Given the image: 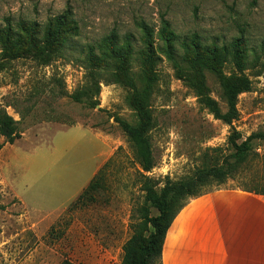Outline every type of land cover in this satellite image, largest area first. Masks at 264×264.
<instances>
[{"label":"rangeland","instance_id":"rangeland-1","mask_svg":"<svg viewBox=\"0 0 264 264\" xmlns=\"http://www.w3.org/2000/svg\"><path fill=\"white\" fill-rule=\"evenodd\" d=\"M60 15L63 33L46 46L44 29ZM163 20L177 34L174 59L160 48ZM19 24L34 30L37 47L4 52L0 39V107L20 133L12 144L0 135V264H120L126 240L145 228L146 188L197 168L229 170L198 195L218 185L264 194V140L245 162L232 156L264 129V0H0V29L19 33ZM112 33L119 51L105 49ZM193 33L202 44L239 38L241 59L194 67L181 47ZM236 76L249 87L229 97L222 85ZM134 97L150 115L149 171L119 125L138 122ZM99 168V186L76 202Z\"/></svg>","mask_w":264,"mask_h":264},{"label":"trees","instance_id":"trees-1","mask_svg":"<svg viewBox=\"0 0 264 264\" xmlns=\"http://www.w3.org/2000/svg\"><path fill=\"white\" fill-rule=\"evenodd\" d=\"M65 15L57 16L55 18L54 27L49 23L43 32V39L46 46H50L53 41L58 38V35L63 33L62 28L65 26ZM20 32H13L10 26L0 29V39L4 44V52L9 51L10 48L15 47L19 51L21 43H27L29 47H37V40L33 36V29L25 30L22 24H19ZM145 35H150L147 27L143 26ZM26 33L27 41L22 39V33ZM159 36L161 38V49L164 51L170 59H174L175 48L174 44L177 40V34L169 28L168 22L163 20V25L159 30ZM15 37V38H14ZM116 35L110 34L103 39L105 49L109 48V52L119 51L120 48H116ZM129 46V41H124ZM241 45L239 38L232 39L229 45H217L214 42L210 44H202L200 38L196 33L188 36L182 41L181 47L184 51L185 60L191 63L194 67L201 68L205 66L210 60H225L230 56L233 61H239L240 55L238 54V48ZM88 56L91 63L95 64L101 58L91 51V47L88 48ZM107 51H102L104 55ZM89 60V59H88ZM3 64H0V67ZM140 67L145 70L147 78L151 73L152 60L150 57H144L140 61ZM223 89L226 95L234 97L237 92L248 89L249 85L246 79H242L238 76L230 77L225 83H223ZM75 101L79 100L78 94L69 95ZM134 107L138 113L139 120L136 124H129L124 121H119V125L123 129L128 141L133 146L137 160L144 171H149L153 167V160L151 154V144L147 135V130L150 125V115L145 107L144 102L140 97H134ZM0 135L3 136L6 143L12 144L15 139L20 137V133L17 130V122L9 116L4 108L0 107ZM264 140V129L250 133L244 140L236 145V151L233 153L235 163H243L248 159L250 150L257 144L258 141ZM1 148V145H0ZM102 168L94 174L88 181L85 187L76 197V202L81 200L84 195L89 194L95 190L101 180L99 174ZM229 170L220 166H210L197 168L190 179L180 180L177 182L166 181L158 191H155L151 187L146 188L145 194V208L146 212L143 216L145 220V228H139L135 230L132 235L126 240L123 245V256L120 264H151L156 259H160L162 244L164 241L166 230L176 214V212L182 207L180 205L175 208L178 200L186 197H194L198 195L201 186L206 184L210 180H216L218 183H222L228 175ZM92 199V196H88ZM155 208L157 214L149 215L148 208ZM149 229H146L148 227ZM60 264H73L66 260H63Z\"/></svg>","mask_w":264,"mask_h":264},{"label":"crops","instance_id":"crops-1","mask_svg":"<svg viewBox=\"0 0 264 264\" xmlns=\"http://www.w3.org/2000/svg\"><path fill=\"white\" fill-rule=\"evenodd\" d=\"M160 260L264 264V194L218 185L188 198L166 230Z\"/></svg>","mask_w":264,"mask_h":264}]
</instances>
